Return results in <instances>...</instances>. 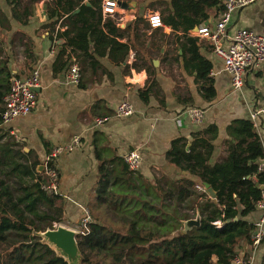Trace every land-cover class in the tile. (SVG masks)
<instances>
[{"label": "crops", "instance_id": "1", "mask_svg": "<svg viewBox=\"0 0 264 264\" xmlns=\"http://www.w3.org/2000/svg\"><path fill=\"white\" fill-rule=\"evenodd\" d=\"M48 1L36 0L31 5L32 17L23 25L12 18L6 0H0V60L6 61V67L0 69L6 68L10 78H25L32 70H38L40 81L32 112L7 125L0 124V137L3 136L0 143L6 139L14 141L16 148L25 153L32 152V159L42 164L53 149L67 147L79 138L78 148L63 151L56 159L60 178L56 206L62 210L66 227L75 230L83 211L94 198L98 157L108 161L135 149L141 156L135 172L148 182L154 178L163 182L179 178L193 180L187 172L170 164L166 154L173 141L184 139L191 145L200 135L212 146L208 165L224 162L229 145L234 144L232 122L246 120L252 123L250 111L260 108L264 101V68L248 69L242 89L235 91L209 41L197 36L198 28H212L216 24L226 0H192L216 3L214 6L202 5L205 17L192 12L185 14L186 18L200 22L187 33L174 31L163 22L173 16L174 0H116L118 22L115 20V25L121 30L129 27L117 40L127 45V57L120 63L113 62L108 51L104 56L95 54L99 68L94 73L87 71L83 80L79 71V84L83 83L84 88L67 80L73 61L78 66L76 57L69 55L68 49L60 55L57 44L64 41L55 44L48 38L45 28ZM100 1L102 7L107 0ZM153 13L160 16L162 27L151 28L147 17ZM138 19L141 21L137 23L135 37L134 24ZM238 29L264 36V0L232 14L227 32L232 35ZM59 30L62 32L64 28ZM188 38L196 41L200 57L212 67L209 77L215 97L211 101L202 98L197 74L187 64ZM134 64L142 69L135 71ZM145 87L152 89L147 103L138 96V90ZM121 102L130 103L135 114L116 118L114 111ZM187 108L204 110L203 122L191 124L183 115ZM96 118H108V121L95 127ZM252 124L264 152V120ZM253 181L257 182L255 177ZM258 216L255 206V210L241 220L251 227ZM235 257L251 258V264H264V241L254 251L247 241H241L236 246ZM212 261L216 263V258Z\"/></svg>", "mask_w": 264, "mask_h": 264}, {"label": "trees", "instance_id": "2", "mask_svg": "<svg viewBox=\"0 0 264 264\" xmlns=\"http://www.w3.org/2000/svg\"><path fill=\"white\" fill-rule=\"evenodd\" d=\"M6 2L12 18L25 25L36 0ZM215 3L174 0V14L163 22L174 31L187 33L200 22L185 14L205 17L202 5ZM46 19L49 40L55 44L64 41L57 44L60 55L68 49L76 57L82 80L87 71L94 73L99 68L95 54L104 56L108 51L110 59L120 63L127 57V45L117 40L129 27L121 30L115 20L103 17L100 0H49ZM139 21L134 24L135 37ZM187 42V64L197 74L202 98L211 101L215 97L209 77L212 67L200 57L196 41L188 38ZM0 67H6L5 60H0ZM133 68L142 69L136 64ZM10 76L6 68L0 69V124ZM79 87L85 86L80 82ZM150 93L151 87L138 90L144 103ZM232 125L234 144L229 145L224 162L213 166L208 165L212 146L207 139L199 135L191 145L184 139L172 142L167 161L193 180L154 178L148 182L139 172L129 171L121 157L108 161L98 157L94 198L87 206L91 222L77 237L81 264H231L236 246L248 240L252 229L241 218L255 210L261 196L258 186L264 182L257 172L262 149L253 124L239 120ZM32 158V152L16 148L14 141L0 143V264H66L37 235L63 223V217L56 206L57 195L47 197L40 190L37 168L43 163ZM197 184H208L216 200L196 192ZM196 213L200 226L182 233V223Z\"/></svg>", "mask_w": 264, "mask_h": 264}, {"label": "built area", "instance_id": "3", "mask_svg": "<svg viewBox=\"0 0 264 264\" xmlns=\"http://www.w3.org/2000/svg\"><path fill=\"white\" fill-rule=\"evenodd\" d=\"M258 0H226L224 10L216 24L211 27H200L196 33L198 37L207 39L212 47L213 53L223 65L226 74L229 75L233 90L240 91L244 83L245 72L253 67L264 68V36L253 33L245 29H238L232 35L227 32L232 14L244 7L253 5ZM118 7L116 0H107L102 3L101 12L104 17L112 18L118 22L115 17V10ZM151 28L162 27L163 23L160 16L153 13L147 17ZM67 80L71 84L78 85L80 81V73L77 64L73 61L69 68ZM39 72L32 70L25 78L12 76L9 81V89L3 98V109L1 113V123L9 124L14 119L29 115L35 106V89L39 88ZM135 114V109L128 102H121L114 116L116 118H128ZM184 117L193 125H199L203 122L205 112L199 108H187L183 112ZM264 120V101L260 108L250 111L249 120L253 123L257 120ZM108 121V118H96L94 126L98 127ZM77 138L68 147H60L53 149L44 163L43 171L40 173L41 181H39L40 190L47 197H55L58 195L59 189V174L56 167V159L58 155L71 149V146H76ZM121 159L127 166L128 170L135 172L138 170L141 163L139 152L129 151L122 155ZM257 172L263 175L264 178V152L262 157L257 162ZM195 190L199 193H205V189L201 185H197ZM256 208L259 212L257 220L253 223L247 243L252 251H254L260 243L264 241V182L262 185L261 196L256 203ZM91 222V217L88 210L83 211V215L75 228L78 235H81L87 230L88 224ZM216 226L218 222L214 223ZM56 227V226H54ZM232 264H251V258L235 257Z\"/></svg>", "mask_w": 264, "mask_h": 264}, {"label": "water", "instance_id": "4", "mask_svg": "<svg viewBox=\"0 0 264 264\" xmlns=\"http://www.w3.org/2000/svg\"><path fill=\"white\" fill-rule=\"evenodd\" d=\"M86 6H89V3L85 2ZM38 88L35 89V92H38ZM43 166L40 165L37 168L39 173H42ZM205 194L212 201L216 200L215 191L208 185L204 184ZM259 190H262V186L259 187ZM183 231L185 233L191 230L193 227L200 226V216L196 213L195 218L183 223ZM42 242L47 245L51 250H53L57 256L64 259L66 264H81V254L77 245L78 233L75 230H72L66 226L57 225L53 229H47L42 233L37 234Z\"/></svg>", "mask_w": 264, "mask_h": 264}, {"label": "rangeland", "instance_id": "5", "mask_svg": "<svg viewBox=\"0 0 264 264\" xmlns=\"http://www.w3.org/2000/svg\"><path fill=\"white\" fill-rule=\"evenodd\" d=\"M119 119H122V118H119ZM77 138V137H76ZM77 140H78V143H77V145L76 146H71V149L70 150H67V152H69V151H71V150H74V149H76V148H78L80 145V141H79V138H77ZM70 146V145H69ZM68 147V146H67ZM131 151H136L135 149L134 150H131ZM139 155H140V153H139ZM43 171V170H42ZM59 174V173H58ZM57 225H61V226H67L65 223H60V224H55V225H53V226H57Z\"/></svg>", "mask_w": 264, "mask_h": 264}]
</instances>
